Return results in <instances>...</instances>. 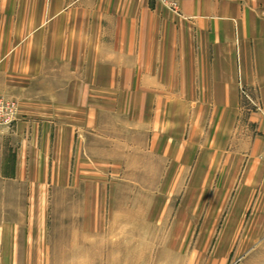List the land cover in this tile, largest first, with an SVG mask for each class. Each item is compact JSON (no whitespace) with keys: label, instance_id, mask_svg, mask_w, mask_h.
I'll use <instances>...</instances> for the list:
<instances>
[{"label":"crops","instance_id":"crops-1","mask_svg":"<svg viewBox=\"0 0 264 264\" xmlns=\"http://www.w3.org/2000/svg\"><path fill=\"white\" fill-rule=\"evenodd\" d=\"M175 1L178 12L151 0H0V94L19 103L14 128L0 130V264L39 259L6 215L27 211L21 199L45 182L38 151L59 145L61 121L84 120L87 103L157 102L158 118L214 120L217 139L176 160L199 184L191 203L227 214L221 229L244 231L238 247L264 230V113L246 119L238 89L240 79L264 107V0ZM179 102L195 106L166 110Z\"/></svg>","mask_w":264,"mask_h":264},{"label":"rangeland","instance_id":"rangeland-1","mask_svg":"<svg viewBox=\"0 0 264 264\" xmlns=\"http://www.w3.org/2000/svg\"><path fill=\"white\" fill-rule=\"evenodd\" d=\"M151 1L179 11L175 0ZM238 89L246 119L264 113L253 87L239 79ZM0 98L14 105L12 120H1L0 130H12L19 103ZM142 104L87 103L84 120L61 121L69 134L59 145L38 151L36 173L45 182L32 199H21L25 213L6 215L22 228L15 234L36 242L34 264H264V230L254 232L251 246L238 247L244 231L222 230L227 214L195 206L199 184L191 190L189 170L175 166L217 139L210 132L214 120L158 118L157 102ZM192 106L171 103L166 110L188 115ZM180 173L185 181L174 180Z\"/></svg>","mask_w":264,"mask_h":264},{"label":"built area","instance_id":"built-area-1","mask_svg":"<svg viewBox=\"0 0 264 264\" xmlns=\"http://www.w3.org/2000/svg\"><path fill=\"white\" fill-rule=\"evenodd\" d=\"M14 116V105L3 102L0 98V121H11Z\"/></svg>","mask_w":264,"mask_h":264}]
</instances>
